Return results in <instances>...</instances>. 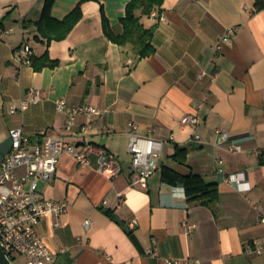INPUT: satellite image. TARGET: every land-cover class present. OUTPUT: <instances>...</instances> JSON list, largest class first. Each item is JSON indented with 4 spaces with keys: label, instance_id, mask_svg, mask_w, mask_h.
Segmentation results:
<instances>
[{
    "label": "crops",
    "instance_id": "obj_1",
    "mask_svg": "<svg viewBox=\"0 0 264 264\" xmlns=\"http://www.w3.org/2000/svg\"><path fill=\"white\" fill-rule=\"evenodd\" d=\"M46 1L0 0V168L12 149L10 132L19 128L32 144L69 141L76 132L79 148L91 144L116 156L112 173L101 174L96 154L87 167L65 153L54 180L40 183L47 198L69 204L58 227L49 217L38 229L52 264H264V254L247 253L264 240V0H166L164 20L139 11L146 27L156 26V52L145 58L104 31L106 17L123 33L132 0H55L56 20L79 5L83 16L50 46L35 39L37 27L24 26L41 20ZM25 45L32 56L49 51L61 65L41 72L20 66L15 52ZM31 89L42 90L44 100L13 113ZM59 100L102 114L78 116L71 132ZM186 116L199 122L183 124ZM133 123L139 136L165 143L146 187L131 185ZM219 132L230 136L222 145ZM178 149L186 150L185 161L175 158ZM165 167L218 185V200L190 203L184 187L163 182ZM25 263L16 257L15 264Z\"/></svg>",
    "mask_w": 264,
    "mask_h": 264
},
{
    "label": "built area",
    "instance_id": "obj_2",
    "mask_svg": "<svg viewBox=\"0 0 264 264\" xmlns=\"http://www.w3.org/2000/svg\"><path fill=\"white\" fill-rule=\"evenodd\" d=\"M151 17L154 20H164V16L158 10H155ZM233 32V29H229L223 34L217 49L229 40ZM32 55L30 45H25L15 52V61L20 66L31 65ZM204 77L205 73H202L199 79L202 80ZM44 98L42 90L31 89L20 106L13 107L12 112L25 111L31 105L41 103ZM57 109L68 112L66 129L71 132L78 116L86 115L91 118L102 114L99 109L89 105L70 107L66 100L57 101ZM198 122L199 119L195 116H186L182 120L183 124ZM91 127L89 122L82 131L86 133ZM132 128L135 132L131 134L128 147L132 155L131 185L146 187L159 167V158L165 143L155 138L139 136L136 133L138 125L135 123L132 124ZM10 136L12 149L2 161L0 168V246L9 258L11 255L24 257L25 264H52L54 256L39 235L38 229L49 217L55 219V225L58 227L61 217L69 210V204L47 198L40 190V183L54 180L60 158L65 153L73 155L80 165L87 167L92 165V156L96 154L97 170L101 174L112 173L116 165V156L105 148L91 144L79 148L80 136L76 132L69 141L48 137L35 144L27 139L21 128L12 130ZM229 138L228 134L219 132L218 145L226 143ZM196 140H201L200 136H197ZM231 150L241 152L242 147L234 145ZM85 225L89 228L92 222L87 220ZM247 253L264 254V240L248 246ZM166 264H201V261L190 258L182 263L167 259Z\"/></svg>",
    "mask_w": 264,
    "mask_h": 264
},
{
    "label": "trees",
    "instance_id": "obj_3",
    "mask_svg": "<svg viewBox=\"0 0 264 264\" xmlns=\"http://www.w3.org/2000/svg\"><path fill=\"white\" fill-rule=\"evenodd\" d=\"M166 0H132L126 11V17L122 19L124 31L121 35H117L111 28L108 19H104L105 35L110 41L126 46L132 44L137 49L140 57H149L156 52L153 45L156 26L146 27L143 24L142 18L138 16L141 11L143 17H151L155 10L162 11V7ZM55 0H47L44 6L43 15L40 21L32 24L25 23V28L29 26L37 27L38 35L36 40L50 46L54 41H63L68 38L74 28L77 26L83 16L81 5H79L71 14L63 21H58L53 17V8ZM261 8V6H260ZM32 66L37 72H41L46 68L56 69L61 65L59 60H53L49 51L44 55L32 56ZM187 156L186 150L178 149L175 158L185 161ZM261 165H264V153L260 160ZM162 179L164 183L172 186L184 187L188 201L190 203L209 204L217 201L219 198V189L216 184H208L200 175H181L178 172L165 167L163 169ZM11 261H16L14 256H10Z\"/></svg>",
    "mask_w": 264,
    "mask_h": 264
},
{
    "label": "water",
    "instance_id": "obj_4",
    "mask_svg": "<svg viewBox=\"0 0 264 264\" xmlns=\"http://www.w3.org/2000/svg\"><path fill=\"white\" fill-rule=\"evenodd\" d=\"M0 264H13L11 259L8 257V255L5 253V251L0 246Z\"/></svg>",
    "mask_w": 264,
    "mask_h": 264
},
{
    "label": "rangeland",
    "instance_id": "obj_5",
    "mask_svg": "<svg viewBox=\"0 0 264 264\" xmlns=\"http://www.w3.org/2000/svg\"><path fill=\"white\" fill-rule=\"evenodd\" d=\"M15 258H16V256H15ZM16 263V261H14V263L13 264H15Z\"/></svg>",
    "mask_w": 264,
    "mask_h": 264
}]
</instances>
